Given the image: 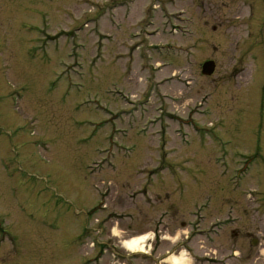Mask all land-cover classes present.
<instances>
[{"label": "rangeland", "instance_id": "374dc122", "mask_svg": "<svg viewBox=\"0 0 264 264\" xmlns=\"http://www.w3.org/2000/svg\"><path fill=\"white\" fill-rule=\"evenodd\" d=\"M88 263L264 264V0H0V264Z\"/></svg>", "mask_w": 264, "mask_h": 264}, {"label": "bare ground", "instance_id": "6f19581e", "mask_svg": "<svg viewBox=\"0 0 264 264\" xmlns=\"http://www.w3.org/2000/svg\"><path fill=\"white\" fill-rule=\"evenodd\" d=\"M147 241V236H137L134 238H130L129 240L124 242V247L126 248V250H129V252L143 253V247L147 243Z\"/></svg>", "mask_w": 264, "mask_h": 264}, {"label": "water", "instance_id": "95a60500", "mask_svg": "<svg viewBox=\"0 0 264 264\" xmlns=\"http://www.w3.org/2000/svg\"><path fill=\"white\" fill-rule=\"evenodd\" d=\"M215 65L213 62H206L202 66V75L210 77L214 73Z\"/></svg>", "mask_w": 264, "mask_h": 264}]
</instances>
